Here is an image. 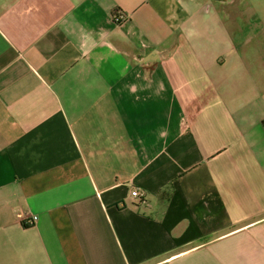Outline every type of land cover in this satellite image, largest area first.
<instances>
[{"label":"crops","instance_id":"1","mask_svg":"<svg viewBox=\"0 0 264 264\" xmlns=\"http://www.w3.org/2000/svg\"><path fill=\"white\" fill-rule=\"evenodd\" d=\"M0 264H264V0H0Z\"/></svg>","mask_w":264,"mask_h":264},{"label":"built area","instance_id":"2","mask_svg":"<svg viewBox=\"0 0 264 264\" xmlns=\"http://www.w3.org/2000/svg\"><path fill=\"white\" fill-rule=\"evenodd\" d=\"M126 14L123 12L121 9L115 10L113 14V19L115 22L120 23L123 20L126 19ZM130 196L135 199H139L142 203H146L148 200L146 191L138 186H133L130 190ZM37 219L36 215L28 216L27 218L24 219L23 223L25 225H30L34 223V221Z\"/></svg>","mask_w":264,"mask_h":264}]
</instances>
